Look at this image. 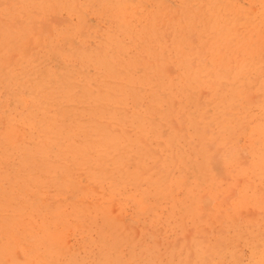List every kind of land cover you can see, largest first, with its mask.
Returning a JSON list of instances; mask_svg holds the SVG:
<instances>
[{"label": "rangeland", "instance_id": "rangeland-1", "mask_svg": "<svg viewBox=\"0 0 264 264\" xmlns=\"http://www.w3.org/2000/svg\"><path fill=\"white\" fill-rule=\"evenodd\" d=\"M0 118V264H264V0H0Z\"/></svg>", "mask_w": 264, "mask_h": 264}, {"label": "bare ground", "instance_id": "bare-ground-1", "mask_svg": "<svg viewBox=\"0 0 264 264\" xmlns=\"http://www.w3.org/2000/svg\"><path fill=\"white\" fill-rule=\"evenodd\" d=\"M30 1V0H29ZM109 1H111V0H109ZM120 1V0H119ZM214 1V0H213ZM52 2V1H51ZM75 2V1H74ZM115 2V1H114ZM37 3V2H36ZM102 3H104V2H102ZM119 3V2H118ZM121 3V2H120ZM114 4V3H113ZM111 5V4H110ZM110 5H108L109 6V8H110ZM121 5V4H120ZM119 5V6H120ZM180 5V4H179ZM208 5V4H207ZM102 6V5H101ZM118 6V7H119ZM139 6V5H138ZM105 7V6H104ZM104 7H102L101 9H103ZM117 7V6H116ZM122 7V6H121ZM125 7V6H124ZM223 7V6H222ZM48 8H49V6H48ZM83 9V8H82ZM111 9V8H110ZM194 9V8H193ZM29 10V9H28ZM112 10H113V8H112ZM122 10V9H121ZM207 10V9H206ZM119 11H120V8H119ZM137 11V10H136ZM212 11V10H211ZM97 12H100L99 11V9H98V11ZM102 12V11H101ZM100 12V13H101ZM114 12V11H113ZM121 12H123V11H121ZM127 12V11H126ZM125 12V13H126ZM66 13V12H65ZM116 13V12H115ZM128 13V12H127ZM129 13H130V11H129ZM178 13V12H177ZM121 14V13H120ZM132 14V13H131ZM203 14V13H202ZM201 14V15H202ZM129 15V14H128ZM122 16V15H121ZM215 16V15H214ZM41 17V16H40ZM126 17V16H125ZM185 17V16H184ZM155 18V17H154ZM161 18V17H160ZM198 18V17H197ZM125 19V18H124ZM120 20V19H119ZM123 20V19H122ZM7 21V20H6ZM158 21V20H157ZM130 22V21H129ZM186 22H187V20H186ZM189 22V21H188ZM204 22V21H203ZM213 22H215V21H213ZM123 23V22H122ZM121 22H120V24H122ZM155 24V23H154ZM180 24V23H179ZM182 24H184V23H182ZM187 24V23H186ZM66 25V24H65ZM166 25V24H165ZM189 26H190V24H188ZM214 25V24H213ZM216 25V24H215ZM119 26V25H118ZM157 26V25H156ZM185 27V26H184ZM187 27V26H186ZM207 27V26H206ZM188 28V27H187ZM193 28V27H192ZM66 29V28H65ZM125 29V28H124ZM123 29V30H124ZM128 29V28H127ZM138 29V28H137ZM144 29V28H143ZM194 29V28H193ZM119 30V29H118ZM190 30V29H189ZM221 30V29H220ZM225 30H227V29H225ZM8 31V30H7ZM187 31V30H186ZM186 31H184V32H186ZM199 31H200V29H199ZM210 31H211V29H210ZM6 32V31H5ZM92 32V31H91ZM124 32H126V31H124ZM158 32H160V31H158ZM183 32V33H184ZM215 32V31H214ZM63 33V32H62ZM217 33V32H216ZM4 34V33H3ZM2 34V35H3ZM99 34V33H98ZM157 34V33H156ZM161 34V33H160ZM219 34V33H218ZM14 35V34H13ZM24 35V34H23ZM58 35H59V33H58ZM155 35V34H154ZM174 36V35H173ZM214 36H215V34H214ZM148 37V36H147ZM4 38V37H3ZM53 38V37H52ZM83 38V37H82ZM172 38V37H171ZM5 39V38H4ZM85 39V38H84ZM192 39V38H191ZM211 39V38H210ZM209 39V40H210ZM2 40V39H1ZM25 40V39H24ZM176 40V39H175ZM184 40V39H183ZM212 40V39H211ZM100 41V40H99ZM120 41V40H119ZM146 41V40H145ZM223 41V40H222ZM3 42V41H2ZM121 42V41H120ZM199 42V41H198ZM115 43V42H114ZM192 43V42H191ZM200 43V42H199ZM215 43V42H214ZM62 44V43H61ZM110 44H111V42H110ZM130 45V44H129ZM160 45V44H159ZM185 45V44H184ZM200 45V44H199ZM222 45V44H221ZM120 46H121V44H120ZM123 46V45H122ZM181 46V45H180ZM179 46V47H180ZM118 47V46H117ZM150 47V46H149ZM182 47V46H181ZM212 47V46H211ZM120 48V47H119ZM132 48V47H131ZM183 48V47H182ZM190 48V47H189ZM124 49V48H123ZM126 49H127V47H126ZM175 49V48H174ZM184 49V48H183ZM228 49V48H227ZM4 50V49H3ZM107 50V49H106ZM133 50V49H132ZM149 50V49H148ZM180 50V49H179ZM231 50V49H230ZM96 51V50H95ZM181 51V50H180ZM51 52V51H50ZM78 52V51H77ZM97 52V51H96ZM122 52V51H121ZM136 52V51H135ZM183 52V51H182ZM185 52V51H184ZM234 52V51H233ZM143 53V52H142ZM141 53V54H142ZM145 53V52H144ZM196 53V52H195ZM198 53V52H197ZM124 54V53H123ZM148 54H150V53H148ZM187 54V53H186ZM215 54V53H214ZM210 55V54H209ZM135 56V55H134ZM84 57V56H83ZM130 57V56H129ZM139 57V56H138ZM153 57V56H152ZM155 57V56H154ZM167 57V56H166ZM222 57V56H221ZM85 58V57H84ZM99 58V57H98ZM135 58V57H134ZM142 59V58H141ZM224 59V58H223ZM225 59H226V57H225ZM93 60V59H92ZM107 60V59H106ZM215 60H216V58H215ZM217 60H219V59H217ZM99 61V60H98ZM119 62V61H118ZM87 63V62H86ZM119 63H121V61L119 62ZM222 63V62H221ZM152 64V63H151ZM156 64V63H155ZM155 64H154V66H155ZM213 64V63H212ZM90 65V64H89ZM99 65V64H98ZM136 65V64H135ZM153 65V64H152ZM158 65V64H157ZM219 65V64H218ZM181 66V65H180ZM222 66V65H221ZM94 67V66H93ZM102 67V66H101ZM144 67H145V65H144ZM156 67V66H155ZM217 67H219V66H217ZM121 68V67H120ZM225 68V67H224ZM89 69V68H88ZM221 69H222V67H221ZM84 70V69H83ZM99 70V69H98ZM150 70V69H149ZM225 70V69H224ZM77 71V70H76ZM158 71V70H157ZM193 71V70H192ZM222 71V70H221ZM107 72V71H106ZM112 72V71H111ZM152 72V71H151ZM188 72V71H187ZM196 72V71H195ZM194 72V73H195ZM109 73V72H108ZM153 73V72H152ZM206 73H208V72H206ZM217 73V72H216ZM216 73H215V75H216ZM222 73V72H221ZM218 74V73H217ZM154 75V74H153ZM157 75V74H156ZM160 75V74H159ZM145 76V75H144ZM161 76V75H160ZM179 76V75H178ZM183 76V75H182ZM139 77V76H138ZM135 78V77H134ZM141 78V77H140ZM148 78V77H147ZM155 78V77H154ZM187 78H189V77H187ZM191 78V77H190ZM150 79V78H149ZM157 79V78H156ZM10 80V79H9ZM12 80V79H11ZM80 80V79H79ZM85 80V79H84ZM130 80V79H129ZM160 80V79H159ZM190 80V79H189ZM203 80V79H202ZM162 81V80H161ZM59 82V81H58ZM194 82V81H193ZM9 83V82H8ZM57 83V82H56ZM161 83V82H160ZM187 83V82H186ZM95 84V83H94ZM162 84H163V82H162ZM188 84H190V83H188ZM113 85V84H112ZM134 85V84H133ZM34 87V86H33ZM167 87V86H166ZM195 87V86H194ZM93 88V87H92ZM105 88V87H104ZM161 88V87H160ZM183 88V87H182ZM55 89V88H54ZM153 89V88H152ZM10 91V90H9ZM75 91H77V90H75ZM114 91V90H113ZM117 91V90H116ZM125 91V90H124ZM176 92V91H175ZM43 93V92H42ZM54 93V92H53ZM83 93V92H82ZM128 94V93H127ZM58 95V94H57ZM116 95V94H115ZM118 95V94H117ZM192 95V94H191ZM52 96V95H51ZM59 96V95H58ZM98 96V95H97ZM75 97V96H74ZM228 97V96H227ZM45 98V97H44ZM94 98V97H93ZM190 99H191V97H190ZM80 100V99H79ZM98 100V99H97ZM134 100V99H133ZM139 100V99H138ZM231 100V99H230ZM36 101V100H35ZM71 101V100H70ZM77 101V100H76ZM108 101H110L111 102V100H108ZM120 101V100H119ZM132 101V100H131ZM149 101V100H148ZM153 101V100H152ZM197 101H198V99H197ZM232 101V100H231ZM142 103V102H141ZM160 103V102H159ZM153 105V104H152ZM155 105V104H154ZM163 106V105H162ZM262 106V105H261ZM63 107V106H62ZM104 107V106H103ZM191 107V106H190ZM59 110V109H58ZM188 112V111H187ZM63 114H64V112H63ZM154 114V113H153ZM187 114V113H186ZM15 115V114H14ZM56 115V114H55ZM33 117V116H32ZM157 117H159V116H157ZM238 117V116H237ZM115 118V117H114ZM1 119V118H0ZM15 119V118H14ZM53 119H55V118H53ZM116 119V118H115ZM63 121V120H62ZM81 121V120H80ZM61 123V122H60ZM119 123V122H118ZM167 124V123H166ZM192 124H193V122H192ZM95 125V124H94ZM260 125V124H259ZM14 126V125H13ZM119 127V126H118ZM62 128V127H61ZM249 128V127H248ZM67 130V129H66ZM88 131V130H87ZM91 131V130H90ZM40 132V131H39ZM7 133H9V132H7ZM182 133V132H181ZM192 133V132H191ZM10 134H12V133H10ZM211 134V133H210ZM60 135V134H59ZM87 136V135H86ZM9 137H10V135H9ZM82 137V136H81ZM101 138H103V137H101ZM166 138V137H165ZM222 138V137H221ZM241 139V138H240ZM115 140V139H114ZM179 140V139H178ZM212 140V139H211ZM41 141V140H40ZM100 141V140H99ZM179 142V141H178ZM182 142V141H181ZM169 145V144H168ZM13 148V147H12ZM199 148V147H198ZM186 151V150H185ZM16 152V151H15ZM168 153V152H167ZM60 157V156H59ZM70 158V157H69ZM68 160V159H67ZM70 164V163H69ZM85 164V163H84ZM109 164V163H108ZM71 165V164H70ZM125 168V167H124ZM188 169V168H187ZM191 172V171H190ZM26 176V175H25ZM130 178V177H129ZM109 180V179H108ZM194 180V179H193ZM13 182V181H12ZM199 182V181H198ZM121 184V183H120ZM125 185V184H124ZM38 193H39V191H38ZM38 193H36V194H38ZM13 195V194H12ZM22 195V194H21ZM137 195V194H136ZM20 196V195H19ZM135 196V195H134ZM140 196V195H139ZM139 196H137V197H139ZM7 197V196H6ZM13 197V196H12ZM22 197V196H21ZM10 198V197H9ZM39 198V197H38ZM37 198V199H38ZM7 200V199H6ZM5 200V201H6ZM14 200V199H13ZM8 201V200H7ZM7 201H6V203H7ZM12 202V201H11ZM15 202V201H14ZM20 202V201H19ZM18 203V202H17ZM235 203V202H234ZM6 205V204H5ZM8 205V204H7ZM9 205H10V203H9ZM13 204H11V206H12ZM24 205V204H23ZM37 205V204H36ZM141 205V204H140ZM21 206H22V204H21ZM21 206L19 207V208H21ZM27 206V205H26ZM30 206V205H29ZM39 207V206H38ZM9 208V207H8ZM28 208V207H27ZM33 208V207H32ZM40 208V207H39ZM42 208V207H41ZM10 209V208H9ZM8 209V210H9ZM31 209V208H30ZM34 209V208H33ZM42 209H44V208H42ZM46 209V208H45ZM21 210H22V208H21ZM32 210V209H31ZM38 210V209H37ZM77 210V209H76ZM36 211V210H35ZM49 211V210H48ZM11 212V211H10ZM28 212V211H27ZM37 213V212H36ZM39 213V212H38ZM13 214V213H12ZM11 214V215H12ZM15 214V213H14ZM18 214V213H17ZM27 214V213H26ZM56 214V213H55ZM19 215V214H18ZM37 215V214H36ZM50 215V214H49ZM53 215V214H52ZM71 215V214H70ZM17 215H15V217H16ZM38 216V215H37ZM55 216V215H54ZM23 218H24V213H23V216H22ZM29 218V217H28ZM5 219V218H4ZM17 220V219H16ZM28 220V219H27ZM5 221V220H4ZM30 221V220H29ZM5 222H7V220L5 221ZM33 222V221H32ZM8 224H10V223H8ZM14 224H15V222H14Z\"/></svg>", "mask_w": 264, "mask_h": 264}]
</instances>
